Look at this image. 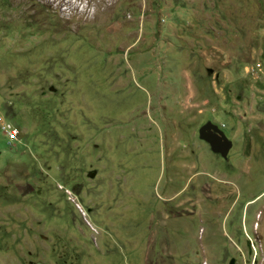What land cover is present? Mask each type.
Returning <instances> with one entry per match:
<instances>
[{
  "label": "rangeland",
  "instance_id": "1",
  "mask_svg": "<svg viewBox=\"0 0 264 264\" xmlns=\"http://www.w3.org/2000/svg\"><path fill=\"white\" fill-rule=\"evenodd\" d=\"M231 259L264 264V0H0V264Z\"/></svg>",
  "mask_w": 264,
  "mask_h": 264
},
{
  "label": "water",
  "instance_id": "2",
  "mask_svg": "<svg viewBox=\"0 0 264 264\" xmlns=\"http://www.w3.org/2000/svg\"><path fill=\"white\" fill-rule=\"evenodd\" d=\"M210 129L214 131L213 134L208 132ZM198 134L200 140L209 144L213 153L220 154L223 158L227 157V154L232 147V142L217 125L207 122L199 128ZM88 176H94L93 172L88 173ZM234 262L235 260L231 259L229 264H234Z\"/></svg>",
  "mask_w": 264,
  "mask_h": 264
},
{
  "label": "built area",
  "instance_id": "3",
  "mask_svg": "<svg viewBox=\"0 0 264 264\" xmlns=\"http://www.w3.org/2000/svg\"><path fill=\"white\" fill-rule=\"evenodd\" d=\"M3 129L8 134L10 141L16 140L17 135H18V131L15 128H12L10 125H7V126L3 127Z\"/></svg>",
  "mask_w": 264,
  "mask_h": 264
},
{
  "label": "flooded vegetation",
  "instance_id": "4",
  "mask_svg": "<svg viewBox=\"0 0 264 264\" xmlns=\"http://www.w3.org/2000/svg\"><path fill=\"white\" fill-rule=\"evenodd\" d=\"M209 122V121H208ZM212 123V122H211ZM204 125V124H203ZM209 133H214V131L213 130H209L208 131ZM224 133V132H223ZM225 134V133H224ZM203 143L205 144V146H207V148H209L210 149V146H209V144L208 143H206L205 141H203ZM231 150V149H230ZM210 151H211V149H210ZM211 153L213 154V156L215 155L216 157H220L221 158V155L220 154H216V153H213L212 151H211ZM228 154H229V152H228ZM228 154H227V157L226 158H228Z\"/></svg>",
  "mask_w": 264,
  "mask_h": 264
}]
</instances>
